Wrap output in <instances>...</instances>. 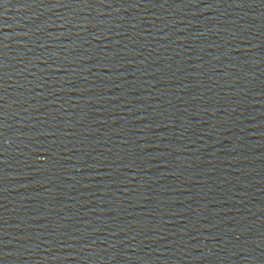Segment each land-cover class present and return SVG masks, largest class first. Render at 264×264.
<instances>
[{"label": "water", "instance_id": "obj_1", "mask_svg": "<svg viewBox=\"0 0 264 264\" xmlns=\"http://www.w3.org/2000/svg\"><path fill=\"white\" fill-rule=\"evenodd\" d=\"M0 264H264V0H0Z\"/></svg>", "mask_w": 264, "mask_h": 264}]
</instances>
